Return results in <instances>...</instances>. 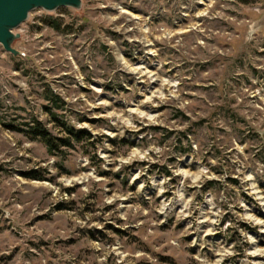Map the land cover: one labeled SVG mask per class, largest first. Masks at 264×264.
<instances>
[{
    "label": "rangeland",
    "instance_id": "rangeland-1",
    "mask_svg": "<svg viewBox=\"0 0 264 264\" xmlns=\"http://www.w3.org/2000/svg\"><path fill=\"white\" fill-rule=\"evenodd\" d=\"M15 34L0 264H264V0H83ZM35 120L90 136L52 155Z\"/></svg>",
    "mask_w": 264,
    "mask_h": 264
},
{
    "label": "water",
    "instance_id": "water-1",
    "mask_svg": "<svg viewBox=\"0 0 264 264\" xmlns=\"http://www.w3.org/2000/svg\"><path fill=\"white\" fill-rule=\"evenodd\" d=\"M83 0H0V46L13 56L20 52L13 48L14 42L20 38L15 32L29 20L35 10L48 13L61 8L80 10Z\"/></svg>",
    "mask_w": 264,
    "mask_h": 264
},
{
    "label": "trees",
    "instance_id": "trees-1",
    "mask_svg": "<svg viewBox=\"0 0 264 264\" xmlns=\"http://www.w3.org/2000/svg\"><path fill=\"white\" fill-rule=\"evenodd\" d=\"M48 100L52 101V98H48ZM52 102H56L53 100ZM53 117L55 116L52 113V110L48 109L47 111ZM60 127L65 130V136H55L53 135L42 123L37 120L34 121L33 125H27L26 130H22L21 132H25L33 136L34 139L40 140L45 146L48 148L49 153L52 155H60L64 153L65 148L73 149L74 143H80L83 139V136H87L86 139L90 136L87 131H78L73 128H69L66 125H60L59 121L55 120ZM11 131H20L17 127H13L10 125H5ZM31 179L39 180L37 176H31Z\"/></svg>",
    "mask_w": 264,
    "mask_h": 264
}]
</instances>
